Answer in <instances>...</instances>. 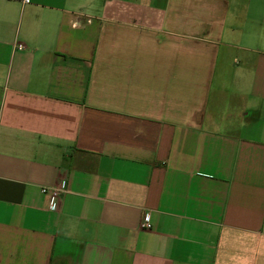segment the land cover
<instances>
[{
    "label": "crops",
    "instance_id": "obj_1",
    "mask_svg": "<svg viewBox=\"0 0 264 264\" xmlns=\"http://www.w3.org/2000/svg\"><path fill=\"white\" fill-rule=\"evenodd\" d=\"M0 264H264V0H0Z\"/></svg>",
    "mask_w": 264,
    "mask_h": 264
},
{
    "label": "built area",
    "instance_id": "obj_2",
    "mask_svg": "<svg viewBox=\"0 0 264 264\" xmlns=\"http://www.w3.org/2000/svg\"><path fill=\"white\" fill-rule=\"evenodd\" d=\"M15 1H18L19 3H21L23 5H27L30 3V0H15ZM16 48L22 49L23 46L17 45ZM41 192L43 194L49 195L48 208L51 210H54L58 206V199H59V192H60L59 189H57V188H55V189L43 188V189H41ZM141 228H144V229L149 228L147 217H144L143 222L141 223Z\"/></svg>",
    "mask_w": 264,
    "mask_h": 264
}]
</instances>
